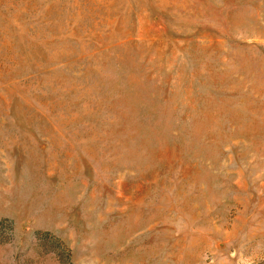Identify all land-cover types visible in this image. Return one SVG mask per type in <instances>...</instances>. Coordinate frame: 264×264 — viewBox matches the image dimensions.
Instances as JSON below:
<instances>
[{
    "label": "rangeland",
    "instance_id": "1",
    "mask_svg": "<svg viewBox=\"0 0 264 264\" xmlns=\"http://www.w3.org/2000/svg\"><path fill=\"white\" fill-rule=\"evenodd\" d=\"M0 264H264V0H0Z\"/></svg>",
    "mask_w": 264,
    "mask_h": 264
}]
</instances>
